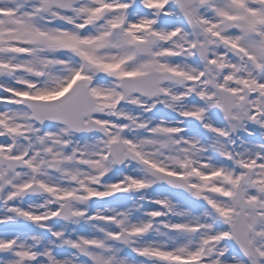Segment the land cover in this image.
<instances>
[{
	"label": "snow or ice",
	"instance_id": "6c2138e0",
	"mask_svg": "<svg viewBox=\"0 0 264 264\" xmlns=\"http://www.w3.org/2000/svg\"><path fill=\"white\" fill-rule=\"evenodd\" d=\"M0 225V264H264V0H0Z\"/></svg>",
	"mask_w": 264,
	"mask_h": 264
},
{
	"label": "rangeland",
	"instance_id": "374dc122",
	"mask_svg": "<svg viewBox=\"0 0 264 264\" xmlns=\"http://www.w3.org/2000/svg\"><path fill=\"white\" fill-rule=\"evenodd\" d=\"M1 230H3V228H0Z\"/></svg>",
	"mask_w": 264,
	"mask_h": 264
},
{
	"label": "bare ground",
	"instance_id": "6f19581e",
	"mask_svg": "<svg viewBox=\"0 0 264 264\" xmlns=\"http://www.w3.org/2000/svg\"><path fill=\"white\" fill-rule=\"evenodd\" d=\"M166 111V110H165Z\"/></svg>",
	"mask_w": 264,
	"mask_h": 264
}]
</instances>
